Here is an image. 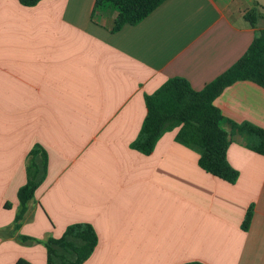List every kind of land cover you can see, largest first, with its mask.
I'll return each instance as SVG.
<instances>
[{
  "label": "crops",
  "instance_id": "crops-1",
  "mask_svg": "<svg viewBox=\"0 0 264 264\" xmlns=\"http://www.w3.org/2000/svg\"><path fill=\"white\" fill-rule=\"evenodd\" d=\"M251 3L166 0L113 32L110 4L0 0V264H46L44 241L76 223L98 238L83 264H264V154L230 125L264 131L262 87L238 81L213 101L233 184L205 173L177 130L148 156L130 148L145 95L170 79L202 91L244 55L264 29L244 19L264 12V1ZM34 145L47 154V173L14 232Z\"/></svg>",
  "mask_w": 264,
  "mask_h": 264
},
{
  "label": "trees",
  "instance_id": "trees-1",
  "mask_svg": "<svg viewBox=\"0 0 264 264\" xmlns=\"http://www.w3.org/2000/svg\"><path fill=\"white\" fill-rule=\"evenodd\" d=\"M24 7H34L42 0H18ZM166 0H95V5L110 4L116 11L113 32L125 25H135L150 15ZM257 10L246 13L244 19L251 26L259 19L264 20ZM238 81H250L264 89V29L258 31L244 55L230 68L212 80L202 91H193L180 79H170L150 95H145L146 116L136 139L130 148L150 155L158 140L166 132L177 130L175 141L186 145L199 154L198 166L207 174L233 184L238 173L229 165L227 149L229 136L222 128L225 121L214 107L213 101L222 91ZM230 125L244 139L251 151L264 154V131L248 123ZM47 154L34 145L25 159L26 182L17 191L18 209L12 231L16 232L23 221L27 205L42 184L47 173ZM5 209L10 204L4 205ZM249 209L242 221L241 229L246 232L251 213ZM22 243L35 240L19 236ZM97 235L86 223L69 225L62 236L44 241L46 264H83L94 252ZM17 264H27L18 261ZM184 264H202L188 262Z\"/></svg>",
  "mask_w": 264,
  "mask_h": 264
},
{
  "label": "rangeland",
  "instance_id": "rangeland-1",
  "mask_svg": "<svg viewBox=\"0 0 264 264\" xmlns=\"http://www.w3.org/2000/svg\"><path fill=\"white\" fill-rule=\"evenodd\" d=\"M259 1H264V0H252L251 4L254 5V3L259 2ZM263 15H264V12H262L260 16H263ZM258 20H260V22H264V20L262 18H259Z\"/></svg>",
  "mask_w": 264,
  "mask_h": 264
}]
</instances>
